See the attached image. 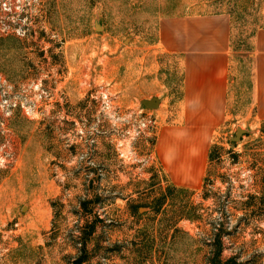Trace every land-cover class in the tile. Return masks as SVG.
Masks as SVG:
<instances>
[{"label":"rangeland","instance_id":"rangeland-1","mask_svg":"<svg viewBox=\"0 0 264 264\" xmlns=\"http://www.w3.org/2000/svg\"><path fill=\"white\" fill-rule=\"evenodd\" d=\"M220 10L252 45L264 0H0V264H71L94 216L83 264H208L219 221L232 232L223 258L264 264V123L246 103L249 75L237 60L233 114L203 187L159 214L148 206L170 183L154 141L176 119L181 77L177 56L155 46L159 18ZM151 96L163 105L145 108ZM238 126L250 132L233 146ZM251 195L254 208L240 209Z\"/></svg>","mask_w":264,"mask_h":264},{"label":"crops","instance_id":"crops-1","mask_svg":"<svg viewBox=\"0 0 264 264\" xmlns=\"http://www.w3.org/2000/svg\"><path fill=\"white\" fill-rule=\"evenodd\" d=\"M231 28L224 10L167 15L158 22L155 46L179 59L182 97L174 101L176 119L160 124L154 153L170 183L195 192L203 187L214 138L233 114L231 87L240 74L232 73ZM253 54V88L247 89L246 103L264 123V26L256 33Z\"/></svg>","mask_w":264,"mask_h":264},{"label":"trees","instance_id":"trees-1","mask_svg":"<svg viewBox=\"0 0 264 264\" xmlns=\"http://www.w3.org/2000/svg\"><path fill=\"white\" fill-rule=\"evenodd\" d=\"M229 14L231 15V18H232L231 48H232V51L234 52V59L237 60L238 63L241 65L240 69H241V72L244 73V78H245V76L249 75L246 87L249 91H252V88H253L252 67L254 65L253 51H254V45H255V36H256L257 30L259 29L258 27L260 25L257 23L253 29V32L250 33V36L254 37V42L252 43V45L245 46L244 45L245 42L243 41L244 38L242 36V32H238L236 30L237 25L235 24V20L233 18V13L229 12ZM256 22H258V21H256ZM260 27H263V25ZM0 50H3V47H0ZM244 50H247V51H244ZM245 58L249 59V61L251 62L252 67L250 69L245 68V65H246V61L244 60ZM181 82H182V76L179 78V86H177V87H175V89H173L175 97L171 99V102H174L175 100H178L182 97ZM261 131L264 132V125L262 126ZM231 144L233 146L237 145V143H233V142H231ZM218 157H219L218 145H216L214 143L213 145H211L209 153H208L209 163L215 161ZM206 178H207V173L203 179V184H204V181ZM186 192L193 194L194 190L184 188V187H180V186H176L172 183H167L166 187L160 190L159 195L153 200V203L148 204V206L151 208V211L154 212V214H159L162 210H164V205L167 202H171V204H173V205L177 204L179 194L180 193H186ZM252 198H254V196L251 195L249 197V199H247V201H244V203H242V206L240 207V209H245V210L251 209L252 210L254 208L253 203H251V201H250ZM262 201H264V195L262 197ZM91 202H92L91 199L90 200L89 199L84 200V201L80 202L83 209H85L86 214L92 213V209L91 208L88 209V207H87V205ZM129 210H130L129 212L132 215L137 214V210L135 208V205H132V206L130 205ZM181 216H178V217H181ZM182 217H184V216H182ZM186 217L192 218V219H197L199 216L191 215L190 211H188ZM98 222H100V219H98L97 216H94L93 219L91 221L87 222L85 224V226L82 228L83 232L80 236L79 255L72 260L71 264H83L84 262L89 261L90 256L87 255L86 246L89 242L92 241V236L95 233L96 224ZM169 229L170 230L176 229V224L175 223L171 224ZM231 234H232V232L227 231L226 223H224L223 221H219L216 223V225L214 226L213 242H211V245H214L215 247L213 249V253H211L210 257L208 258V264H240L238 261L239 256L236 254L231 255L227 258H223L224 236H227V235L229 236ZM260 234H262V241L264 243V228L262 230H260ZM155 236L156 235H152L150 242H148V241L142 242L147 253L154 252V246L156 244ZM171 237L174 239V234L171 235ZM169 243H172V242L169 241ZM135 251L141 253V249L135 250ZM135 251H133V252H135ZM163 252L165 253L166 251H163Z\"/></svg>","mask_w":264,"mask_h":264},{"label":"water","instance_id":"water-1","mask_svg":"<svg viewBox=\"0 0 264 264\" xmlns=\"http://www.w3.org/2000/svg\"><path fill=\"white\" fill-rule=\"evenodd\" d=\"M94 29H101L100 24L97 22V19L94 20ZM141 104L145 108H155L159 106V103L161 102V99L157 96H151L150 98H142L140 100ZM250 131L247 129H243L241 126L237 127V131L234 137L231 138L232 142H237L241 139L242 135L244 133H249Z\"/></svg>","mask_w":264,"mask_h":264},{"label":"built area","instance_id":"built-area-1","mask_svg":"<svg viewBox=\"0 0 264 264\" xmlns=\"http://www.w3.org/2000/svg\"><path fill=\"white\" fill-rule=\"evenodd\" d=\"M14 106V105H13Z\"/></svg>","mask_w":264,"mask_h":264}]
</instances>
